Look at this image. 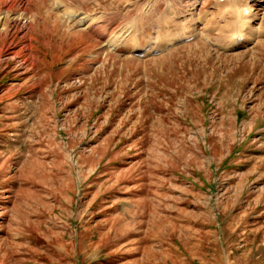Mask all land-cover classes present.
Masks as SVG:
<instances>
[{
  "label": "rangeland",
  "instance_id": "1",
  "mask_svg": "<svg viewBox=\"0 0 264 264\" xmlns=\"http://www.w3.org/2000/svg\"><path fill=\"white\" fill-rule=\"evenodd\" d=\"M0 1V264H264V0Z\"/></svg>",
  "mask_w": 264,
  "mask_h": 264
},
{
  "label": "bare ground",
  "instance_id": "2",
  "mask_svg": "<svg viewBox=\"0 0 264 264\" xmlns=\"http://www.w3.org/2000/svg\"><path fill=\"white\" fill-rule=\"evenodd\" d=\"M23 1V0H21ZM30 1V0H29ZM60 2L59 0H57ZM219 3V8L218 12L220 14L229 15L227 18H223V23L225 24L226 27L230 26L231 23L236 22L238 28H232L230 29L231 34V42L228 46L224 48V50H227L229 48H233L232 50H235L236 48L240 47V42L243 41L244 39V33L243 30L247 28L248 26V20L252 17L250 14V2L249 0H217ZM1 2V1H0ZM8 2V1H7ZM27 2V1H26ZM14 3V0L12 4ZM28 3V2H27ZM170 3V2H169ZM236 3V4H235ZM12 4H8L9 6ZM235 4V6H233ZM29 7V6H28ZM26 10V9H25ZM168 15H170L171 18H167V20H172L174 19L175 21L169 23L170 25L168 26L167 23L166 26V32H164L165 40L164 43H172L173 41L181 38V39H186L188 37H191L194 33L192 28L190 29L189 23L183 22L181 19L182 17V12L181 10L177 8H173V6H169L166 9ZM9 11V10H8ZM25 13V12H24ZM194 15V14H193ZM72 19H77V24L79 23L81 26L84 27V29H87L89 32H91L93 35H95L98 39H104L107 36V30L102 27V21L99 18L93 17V18H87L86 16H82L80 14L70 16ZM200 20V19H199ZM75 21V23H76ZM206 21V18H205ZM87 24V26H85ZM216 24V23H214ZM213 26V24H212ZM217 27V26H214ZM235 27V25H234ZM95 28H98L95 29ZM216 29V28H214ZM179 30V32H178ZM108 43V41H106ZM128 47L135 49L137 48V45L134 43H130Z\"/></svg>",
  "mask_w": 264,
  "mask_h": 264
}]
</instances>
